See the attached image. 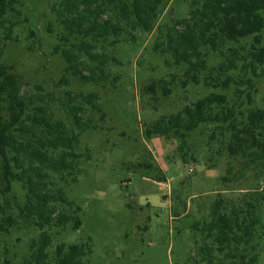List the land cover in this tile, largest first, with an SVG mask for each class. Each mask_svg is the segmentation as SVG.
Segmentation results:
<instances>
[{"label":"trees","instance_id":"16d2710c","mask_svg":"<svg viewBox=\"0 0 264 264\" xmlns=\"http://www.w3.org/2000/svg\"><path fill=\"white\" fill-rule=\"evenodd\" d=\"M166 1L170 0L54 3L52 13L62 28L54 52L66 63L59 86H69L71 77L82 83L108 82V65L118 62L110 54L113 47L126 32L155 30ZM20 7L21 0H0V231L9 232L20 223H32L41 231L30 259L21 264H87L90 249L84 244H60L52 255L48 248L50 231L72 221L74 228L81 226L60 184L78 179L82 155L76 149L81 132L91 128L83 119L84 107L101 110L99 97L66 93L62 104L75 131L49 112L47 105L56 101L52 94H23L18 75L1 62L6 43L15 40L14 28L22 22ZM48 31L52 33V24ZM263 31L264 0H189L185 18H173L159 29L154 51L165 57L168 66L184 70L183 89L203 83L213 90H232L234 98L212 93L161 117L145 136L175 140L184 149L194 132L215 125L223 136L229 133V143L224 142L228 154H247L264 166V108H251L258 93L256 81L264 79ZM249 37L250 46L240 45ZM171 77L160 81L161 86L154 82L149 92L157 95L161 87L164 96L171 95L176 76ZM37 89L43 91L41 85ZM183 160L187 161L186 153ZM191 230L201 262L257 264L264 248V188L218 197L208 219L196 221ZM0 264L12 263L5 259Z\"/></svg>","mask_w":264,"mask_h":264},{"label":"rangeland","instance_id":"374dc122","mask_svg":"<svg viewBox=\"0 0 264 264\" xmlns=\"http://www.w3.org/2000/svg\"><path fill=\"white\" fill-rule=\"evenodd\" d=\"M57 2L21 0L22 22L14 28L15 40L6 43L1 60L18 75L26 97L52 94L56 101L47 105L49 112L71 130L77 128L62 104L66 93L99 97L101 110L84 107L83 119L91 128L81 132L76 149L82 155L78 179L60 184L81 226L74 228L72 221L50 231L48 252L52 255L60 244L78 243L90 249L87 264H205L196 254L191 226L208 219L218 197L263 189L264 166L247 154H228L224 142L229 143V133L223 136L215 125L194 132L184 149L178 141L145 136L161 117L176 114L212 93L234 98L232 90H213L203 83L183 89L184 70L168 66L165 57L154 51L159 29L164 30L173 18H185L189 0L166 1L152 32L123 35L110 53L118 62L111 60L108 65V82L82 83L71 77L65 87L58 83L66 63L54 52L62 31L51 8ZM252 42L249 37L240 45ZM173 75L171 95L164 96L161 87L157 95L149 92L154 82L161 86L160 81H171ZM39 85L43 91L37 89ZM256 85L258 93L251 108H264V79ZM40 234L32 223L0 231V260L21 264L30 259ZM257 264H264V248Z\"/></svg>","mask_w":264,"mask_h":264}]
</instances>
